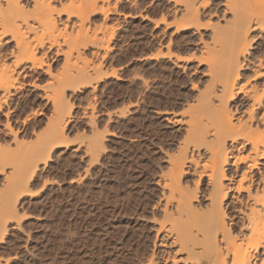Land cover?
I'll return each instance as SVG.
<instances>
[{"label": "rangeland", "instance_id": "obj_1", "mask_svg": "<svg viewBox=\"0 0 264 264\" xmlns=\"http://www.w3.org/2000/svg\"><path fill=\"white\" fill-rule=\"evenodd\" d=\"M173 1L110 0V6H114L110 7L109 13L101 9L109 7L104 2L100 11L97 9L87 16L89 20L86 19L85 25L90 26V31L93 27L99 28L98 36L100 34L103 39H100L102 45L96 42L99 37L93 43L88 41L85 45L84 42L81 45L84 48L80 46L81 58L89 59L87 64L90 66L98 64L96 66L100 68L89 70L91 73L88 71L91 75L87 73L90 82L85 75L86 85L80 84L83 79L81 81L79 77L75 88L72 85L76 82L64 90V100H68L65 102L72 105V110L68 115V109H65L62 119L66 120L63 122L66 129L63 134L66 135L59 140L68 143L63 141L66 146L62 144L57 148L47 145L51 149L46 147L44 152L50 156L46 155V161L38 164L41 167L36 168L28 190L23 191L27 194L20 195L22 191H17L19 193L14 195L15 191L10 187L9 190L13 191L8 190L5 194L7 189H0L5 195L0 194V200L13 201V197L20 195L14 201L17 217L8 219L6 230L0 236V264H185L182 260L173 262L167 258L169 252L176 258L179 254L164 246L161 241L164 240L163 231L157 233L159 223L164 219L161 175L166 171L168 155L177 153L189 112L192 113L198 104L201 106L205 88L207 91V85H212L206 73L210 68L209 55H214L219 47L211 33L214 25L225 24L229 14L221 10L223 0H208L204 7L200 4L205 0ZM189 7L190 13L186 9L184 11ZM59 18L63 20L64 15ZM179 24L182 25L176 28ZM255 34L250 36L251 41L244 54L248 62L251 57L264 54V36ZM7 39L8 42L3 44L6 48L12 45ZM53 51V48L45 50L44 61L47 60L55 73L57 68L61 69L63 56H54ZM202 57L205 60H201ZM72 60L74 67L75 59ZM77 61L81 66L83 62ZM70 62L66 69H72L73 73L76 69ZM219 65L216 64L217 70L221 68ZM242 69L243 80L251 71ZM40 71H28L30 74L27 72V76L20 79L24 82L22 88L3 104L0 145L5 143L4 138L6 141H9L8 137L11 139L3 129L6 123L3 115L7 108L12 111L9 122L19 129L16 130L18 138L31 143L28 145L30 150L37 148L32 145L38 141L51 139V136L55 138L52 135L54 131L50 129L53 124L47 126L51 103L38 96L46 89L43 87L47 79ZM33 80L38 83L37 87L30 84ZM214 87L216 91L219 88L217 85ZM214 99L212 102H216ZM201 107L196 109L197 112ZM195 111L193 113L197 114ZM47 131L52 132L49 138ZM57 137L51 141L56 143ZM93 139L96 140L94 143L99 141L101 144H97L101 148L95 144L98 151L91 147L95 155L88 146H92ZM20 142L24 151L26 142ZM87 147L94 157L89 156ZM8 170L6 166L3 174L0 173V188ZM206 187L204 180L200 188ZM8 193L14 194L10 196ZM230 196L231 200L237 194L232 192ZM228 211L231 217H235L232 209Z\"/></svg>", "mask_w": 264, "mask_h": 264}, {"label": "bare ground", "instance_id": "obj_2", "mask_svg": "<svg viewBox=\"0 0 264 264\" xmlns=\"http://www.w3.org/2000/svg\"><path fill=\"white\" fill-rule=\"evenodd\" d=\"M104 2L106 5L108 3L109 7H103ZM109 2L110 0H0V112L2 113L3 104L7 103L6 100L10 95L22 88L24 82L20 79L27 76L28 71L35 72L40 69L47 79L43 87L46 89L38 96L51 103L52 111L48 117L47 126L53 124L50 128L54 131L52 135H55V138L58 136V141L54 143L55 140L51 141L54 138L50 135L52 132L47 131L48 134H45L48 138L50 136L52 138H44L46 141L37 140L38 142L33 139L36 145L32 146L37 148L31 150L28 146L31 143L28 144L25 139L24 145L28 148L23 151V144L20 142H23V139L18 138L19 129L16 125L13 127L9 122L8 117L12 111H10L11 108L6 107L3 115L6 117V123L3 129H5L4 133L11 135V139L8 137L9 141H6L3 137L5 143L0 145V173L3 174L6 166L9 167L1 181L3 182L1 191L7 189L5 194L10 187L15 191V194H11L16 195L17 191H22L20 193L22 195L28 190L32 176L35 177L40 161L45 162V156L49 155V153L45 155V148L49 150L62 144L66 146L68 143L65 140L63 141L66 143L59 140L63 139L62 136L65 134L63 132L66 130L63 126L65 125L63 122L66 121L62 119L63 115L66 114L67 109L70 115L69 111L72 110V105L65 102L68 100H64L66 98L63 92L68 88L67 86L71 87L70 85L74 84L77 81L76 78L79 77H81L79 80L83 79V81L78 83L86 85L85 80L91 73L89 70L97 71V68H100L96 66L98 64L90 66L87 64L89 59L86 61L85 58H81L83 52H80V46L84 45V42L86 45L88 41V43H93L98 37L96 42L99 41L102 45L100 39L103 37L100 38V34L98 36L97 33L101 32L99 28L93 27L95 29L90 31V26L86 24L87 27L89 26L87 28L85 22L90 12L97 11V9L100 11L101 7H103L101 8L103 12L109 13L110 7L114 6H110L111 2ZM207 4L208 0H205L200 6L204 7ZM221 6V10L229 14V18L223 25H214L213 34L211 33L214 42H218L219 49H215L221 53L217 54L214 51L216 54L211 56L210 52H207L210 56V59L208 58L210 68L206 73L211 80L209 83L213 86L207 85L208 90L206 91L207 88H205L204 94L200 95L203 98L202 101L204 100L203 103L201 102L203 108L198 104L193 109L195 111L201 107V111L196 110L197 114H194V111L189 112L184 122L182 139L178 145L176 144L177 153L168 155L166 171L164 175H161L162 179L160 178L163 183L159 182L160 187L161 185L164 187V209L161 207L164 219L160 221L157 233L163 231L164 240L161 239V241L164 242V246L171 247V252L179 254L176 258L168 251L167 258L172 259L173 262L182 260L185 264L195 262L201 264H264V75H262L264 74V54L251 57L250 60L248 59L249 62L244 57L251 41L250 36L255 33V35L264 36V0H223ZM190 8L189 10L184 8V11L186 9L189 12ZM61 14L64 15L63 20L59 18ZM181 25H177L176 28ZM103 29L106 32V28ZM75 31L77 34L74 36ZM7 38L12 42L10 47L7 46L8 48L3 46L8 42ZM52 48L54 56H63L61 69L57 68L55 73L46 63L47 60L44 61L45 50L50 51ZM203 57L199 59L205 60ZM72 59L76 61L80 59V62L84 60L83 66H80L78 61L77 65L74 60L76 71L74 70L73 73L72 69L71 71L66 69ZM178 59L184 58L178 57ZM217 63L221 65L218 70ZM71 67H73L72 63ZM243 67L251 71V74L248 73L249 75L242 80L241 69ZM87 80L90 82L89 78ZM253 81L254 83L251 84ZM30 84L37 87L38 83L36 84L33 80ZM214 85L219 86L217 91ZM72 86L75 88L77 82ZM240 94L242 97L238 98ZM213 98L216 102H212ZM66 104L71 106H66ZM26 118L24 117L25 120ZM56 133H58L57 136ZM94 139L92 146L87 145L94 149L101 148L98 146L101 145L98 144L100 138L97 136L98 145L94 143L96 141ZM40 142L45 146H41ZM94 155L91 156L94 157ZM204 180L207 187L201 189L200 183ZM12 189L9 191H13ZM1 191L0 194L5 196ZM232 192L237 196L230 200ZM17 196H15L16 199ZM15 198L13 197V201L0 200V236L8 219L17 217ZM202 198H205V202ZM231 209L235 217L229 215L228 210ZM153 221L157 222L154 219ZM158 242L161 243L159 240Z\"/></svg>", "mask_w": 264, "mask_h": 264}, {"label": "snow or ice", "instance_id": "obj_3", "mask_svg": "<svg viewBox=\"0 0 264 264\" xmlns=\"http://www.w3.org/2000/svg\"><path fill=\"white\" fill-rule=\"evenodd\" d=\"M262 75H264V74H262Z\"/></svg>", "mask_w": 264, "mask_h": 264}]
</instances>
